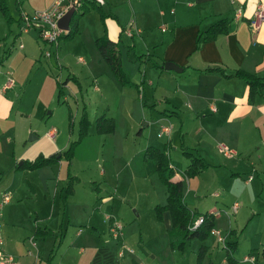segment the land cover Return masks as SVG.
<instances>
[{
    "label": "rangeland",
    "instance_id": "374dc122",
    "mask_svg": "<svg viewBox=\"0 0 264 264\" xmlns=\"http://www.w3.org/2000/svg\"><path fill=\"white\" fill-rule=\"evenodd\" d=\"M6 1L14 18L9 21L0 10V89L9 76L14 84L0 93L7 102L0 107V166L12 165L1 174L0 190L5 189L12 198L0 207V249L13 254L16 264H92L102 246L107 248L101 250L96 264H245L241 260L249 251L262 259L257 248L262 237L256 231L264 227V210L251 221L252 210L264 209L261 179L256 176L246 183V167H240L241 173L236 174L231 163L237 158L224 159L218 151L223 135L204 127L212 119L211 110H205L206 118L181 115L184 123L181 130L175 129L180 117L163 114L171 107L159 101L158 92L153 95L150 83L140 89L122 85L103 61L96 37L104 34L105 19L93 3L79 16L76 35L49 42L38 28L24 30L20 13L31 14L55 0ZM101 6L109 16L111 9L117 8L123 24L134 15L126 0H107ZM159 23L147 20L144 26L149 28L134 41L125 32L119 40L124 69L137 82L145 78V70L151 76L154 69L151 62L146 66L136 54L147 53L146 34L150 28L161 34ZM72 71L79 83L67 77ZM57 81L63 84L61 93ZM95 83L100 88L96 89ZM83 106L92 123L75 147L69 170L75 176L70 193L66 191L69 171L64 156L54 164L55 178L49 181L48 189L37 169L17 170L20 155L29 154L33 144L38 146L35 150L51 153L54 139L58 146L54 152L63 153L79 136ZM103 111L115 118L114 132H97L95 120ZM165 126L171 132L163 131ZM53 129L54 135L49 136ZM182 136L185 146L196 148L194 151L211 163L193 177L182 173L190 162L183 153ZM150 144L168 149L178 168L175 177L184 180L189 206L214 211V228L226 240H237L234 262L227 259V249L213 233L205 239L194 237L184 251L171 248L164 218L170 212L160 219L155 209L157 204L166 203L167 188L158 173L148 175L144 166L143 153ZM235 202L239 204L236 213L232 211ZM106 215L121 222L122 235L111 234ZM45 226L53 234H36L37 227ZM202 244L208 250L198 262ZM124 245L133 251L120 257L118 251Z\"/></svg>",
    "mask_w": 264,
    "mask_h": 264
},
{
    "label": "crops",
    "instance_id": "0c3cea01",
    "mask_svg": "<svg viewBox=\"0 0 264 264\" xmlns=\"http://www.w3.org/2000/svg\"><path fill=\"white\" fill-rule=\"evenodd\" d=\"M132 1H128L134 13L130 21L127 20V23L123 24L122 14L117 8H114V11L112 8L111 17L104 11L106 13L104 22L110 43L115 44L117 47L119 46V40H122L124 32L134 41L136 35H142L144 28H149V26H144L147 20L153 19V21L157 20L160 22L158 28L161 29V34L156 28L152 31L150 28V32L146 34L147 53L136 54L137 58L139 55L144 54V58L142 57L141 59L146 61L145 65L147 66L148 62H151L154 67L151 71V76H148L147 70H145L144 83L140 88H145V85L150 83L153 87V95L155 96L158 92L159 101L165 102L171 107L165 108L163 114H174L176 117H180L181 121L176 124L175 129L181 130L180 127L182 126V121L184 123L183 116L185 114L206 118L208 113L205 110H211L212 115L210 118L212 119L209 121V126L205 125L204 127L205 129L209 127L212 131L223 135L219 140L218 151L226 157L224 159L237 158L231 163V167L236 169V174L241 173L240 167H246V172H248L247 177H245L246 183L253 180L256 176L259 177L262 182V191L264 192V93L256 96L254 101L251 102L248 96V84L243 79L236 76L227 77L217 71L204 70L208 66L221 65L227 71L242 68L264 76V19L255 25L252 23L258 6L260 3H264V0H135L133 5ZM106 2L107 0H105L104 4ZM50 3L52 4L53 1ZM50 3L35 8V11L49 7ZM239 6H242L243 11L237 17L235 10ZM25 13L28 12L22 11L20 13L22 19ZM222 18L227 19L228 31L219 34L212 40L205 41L201 47L197 48L199 33ZM102 35L97 36L96 39L98 40ZM98 43L101 44L100 48L104 55L103 61L107 62L112 69L113 61L109 51V44L105 45L99 40ZM134 44L133 49H136V43ZM118 49L122 57V50L119 47ZM167 61L175 62L182 67V70L177 71L165 67ZM155 62L163 67H157ZM92 70L95 71V69ZM71 75H75V72L72 71ZM95 80H97L96 76ZM155 81L157 83L156 87L153 86ZM95 87L96 89L100 88L97 83H95ZM3 88L0 89V93L10 87L5 90ZM1 105L7 106V102L2 96H0V107ZM166 109H168V112ZM169 132H171V128ZM48 133L49 136L54 135V129ZM183 141L182 136L181 146L184 145ZM185 143H187L186 140ZM51 144L53 149L51 153L40 149L35 150L38 146L33 144L29 147V149H32L30 153L21 154L20 158H22L21 160L33 159L40 153L46 155L55 153L54 151L58 148L56 141L54 139L51 140ZM222 146L232 150L234 152L233 156H226L221 151ZM186 147L189 146L186 144ZM165 149L168 152L166 147ZM17 161L18 159H15V162ZM54 164H47L37 168L39 179L44 183L46 189H48L49 181L55 178ZM11 165L12 163L6 167L0 166V181L3 177L1 175L3 171H9ZM4 194L9 195V201L12 198L5 189L0 190V207L9 202H3ZM263 210H252L251 221L256 215L262 216ZM237 211L238 208L233 212L236 213ZM164 216L167 229L169 230L171 227V216L167 212ZM106 218L110 224L114 220L110 215H106ZM256 235L262 237L259 244H257L259 245L257 248L261 251L264 245V227L257 230ZM2 245L3 243H1ZM126 247L130 246L124 245L121 249H124L125 253L131 252L126 250ZM2 251H4V256L9 254L5 250ZM248 253L256 255V264H264L263 255L262 259H259L258 253L254 251H249ZM10 255L13 256V254ZM13 264H16L14 256Z\"/></svg>",
    "mask_w": 264,
    "mask_h": 264
},
{
    "label": "trees",
    "instance_id": "16d2710c",
    "mask_svg": "<svg viewBox=\"0 0 264 264\" xmlns=\"http://www.w3.org/2000/svg\"><path fill=\"white\" fill-rule=\"evenodd\" d=\"M93 3L96 5L98 10L100 11V15L102 18H105L106 13L102 9L101 5L98 4L95 0H79V3L76 4L75 12L71 18L70 28L68 31H63L59 37L61 38H71L76 35L79 31L78 20L79 16L84 14L87 9H89V3ZM0 10L1 12L8 17V20L11 21L14 17L10 14L9 6L6 0H0ZM228 31V23L227 19L222 18L212 23L207 29L200 32L197 37V48L201 47V45L208 40H212L216 38L219 34L226 33ZM103 44H109V51L111 54V58L113 61L112 72L116 79L122 84L126 86H135L140 89L143 86L144 80L140 82L134 81L129 74L124 69L122 63L121 52L115 44L110 43L107 30L105 28L104 34L98 38ZM144 54L138 56V58H142ZM157 67H163L159 63L155 62ZM204 70L217 71L222 73L227 77L236 76L243 79L249 87V101L253 102L255 97L258 95H262L264 93V76L259 75L257 73H253L242 68H236L233 71H227L221 65H212L206 67ZM68 78H72L76 80L78 83L80 82L77 75L69 74ZM59 86V92H63V84L57 81ZM70 118L72 115L70 114ZM96 130L99 133H110L114 132L116 129V120L113 116L108 115L106 111H103L100 115L96 117ZM91 125V120L88 116L86 106H83L82 114L79 120L80 132L79 136L76 140L70 142L67 149L58 155L57 153L52 154H44L40 153L35 156L33 159H23V163L16 164L17 169H37L47 164H53L58 162L63 156L68 160L67 169L70 170V165L72 158L74 156L75 147L77 144H80L83 138L88 134L89 127ZM183 147V153L190 158L189 164L183 169L182 173L185 177H193L200 173L201 171L208 168L211 163H209L204 156L194 151V148H189L186 146ZM143 160L146 173L148 175H152L153 173H158L161 180L164 182L167 188V201L165 204H157L156 214L157 217L163 219V213L165 211L170 212L171 216V227L168 230L169 233V244L172 249L184 251L187 244L194 237H198L200 239H205L211 233L212 228L215 226V218L216 215L213 211H200L198 209H192L188 202L186 201L184 194V180L183 178H176V174L178 173V168L172 163V159L170 154L166 151V149H162L155 145H148L143 153ZM69 184L67 186V193L72 191V183L74 182L73 175H71L70 171L68 172ZM203 217V221L195 226V221L199 218ZM36 234L41 235H50L53 234V230L45 226V228L41 229L40 227L36 228ZM237 241H226L224 247L227 249V259L230 262H234L235 258L233 256L234 250L236 249ZM105 247L100 248L94 259L92 264H96L98 261V256L100 255L101 250ZM208 250V246L202 244L199 248L197 254L198 262L203 260V257ZM106 251V250H103ZM107 253V252H104ZM261 253L264 256V245L261 249ZM54 255V254H53Z\"/></svg>",
    "mask_w": 264,
    "mask_h": 264
},
{
    "label": "built area",
    "instance_id": "2783aa9c",
    "mask_svg": "<svg viewBox=\"0 0 264 264\" xmlns=\"http://www.w3.org/2000/svg\"><path fill=\"white\" fill-rule=\"evenodd\" d=\"M98 4L102 5L104 4L105 0H95ZM130 1V0H128ZM79 3V0H55L49 7L41 10L34 11L33 13H25L23 15L24 20V26L23 29L27 30L29 27H35L39 29L40 36L45 40L49 42H55L59 40V37L61 33L65 30H63L59 26V19L71 8L76 7V4ZM243 8L242 6H239L235 10L236 16H240L242 14ZM264 19V3H260L258 6V9L255 12L253 24H257L258 22H261ZM47 54H50V52H47ZM13 79L10 77L4 86V90L8 87H11L13 85ZM213 109H215L213 107ZM163 131L169 132L170 127L165 126L163 127ZM161 132L159 133V135ZM221 151L226 156H233L234 152L227 148L226 146L221 147ZM9 195L4 194L3 202L9 201ZM238 208V203H235L233 205V211H236ZM203 221V217H199L195 221V226L199 225ZM110 232L114 237H118L123 234V226L121 222L116 221L115 219L111 221L110 224ZM211 233L216 234L218 241L222 242L224 245L226 243V237L222 235L221 231L217 228H212ZM2 243V239L0 237V246ZM128 251H133L132 248L126 247L125 248ZM125 254V250L121 249L118 251L119 256H123ZM3 255V251L0 249V264H13V256L10 254ZM257 257L253 253H248L245 255L242 259V261L245 264H256Z\"/></svg>",
    "mask_w": 264,
    "mask_h": 264
},
{
    "label": "water",
    "instance_id": "95a60500",
    "mask_svg": "<svg viewBox=\"0 0 264 264\" xmlns=\"http://www.w3.org/2000/svg\"><path fill=\"white\" fill-rule=\"evenodd\" d=\"M75 12V7H71L60 19H59V26L65 30L68 31L70 28V22H71V18L73 16ZM165 67L169 68V69H175L177 71H181L182 67L178 64H176L173 61H167L165 63ZM23 163V160L19 161V164Z\"/></svg>",
    "mask_w": 264,
    "mask_h": 264
}]
</instances>
